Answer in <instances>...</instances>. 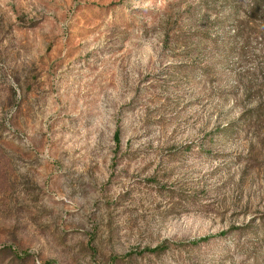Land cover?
I'll return each instance as SVG.
<instances>
[{"label": "rangeland", "instance_id": "rangeland-1", "mask_svg": "<svg viewBox=\"0 0 264 264\" xmlns=\"http://www.w3.org/2000/svg\"><path fill=\"white\" fill-rule=\"evenodd\" d=\"M0 264H264V0H0Z\"/></svg>", "mask_w": 264, "mask_h": 264}, {"label": "trees", "instance_id": "trees-1", "mask_svg": "<svg viewBox=\"0 0 264 264\" xmlns=\"http://www.w3.org/2000/svg\"><path fill=\"white\" fill-rule=\"evenodd\" d=\"M115 139L118 140L119 139V133H116ZM196 244V243H195ZM164 250L163 247H158L156 249L150 250L149 252L151 253H158V252H162Z\"/></svg>", "mask_w": 264, "mask_h": 264}]
</instances>
